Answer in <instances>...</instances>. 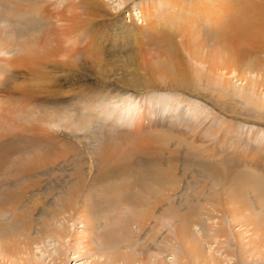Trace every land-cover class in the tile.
I'll return each mask as SVG.
<instances>
[{
    "label": "bare ground",
    "instance_id": "6f19581e",
    "mask_svg": "<svg viewBox=\"0 0 264 264\" xmlns=\"http://www.w3.org/2000/svg\"><path fill=\"white\" fill-rule=\"evenodd\" d=\"M126 1L122 0V4ZM156 1L148 2L152 11L149 19L143 10L144 3L137 5V12L130 5H118L117 12L111 13L101 0H0V264H42L33 257L32 248H37L46 236L70 237L66 223L74 219L83 223V235L75 233L73 240L79 241L84 253L94 254L90 264H167L163 253L169 249L174 251L176 264H223L214 250L224 252L225 264L236 258V264L264 262V166H254L257 176L242 170L232 173V166H197L220 181L222 187L208 197L205 205L200 203L207 213L194 209L197 214L190 218L192 209L182 212L172 206L170 198L180 189L179 171L183 175L193 173L194 166L179 170V166H159L162 161L153 158L148 161L157 166H124L120 162L130 154L125 151L127 148L124 150L126 145L137 147L135 137L142 130L158 134L161 131L162 135L175 132L201 144L211 142L217 136L218 119L206 123L213 111L184 91L192 92L189 88L197 86L203 73L239 71L237 76H241L239 73L251 74L261 65L259 59L251 57L257 55L255 49L251 55L242 50L256 36L264 43L258 38L262 25H257L256 17L260 14L250 6L252 0L228 12L233 21L216 29V47L208 52L199 33H195L191 43H185L183 38L197 28L202 30L205 23L216 21L219 14L209 12L202 19L191 18L181 4L173 7L168 1L158 8ZM65 14L68 17L63 21ZM139 17L140 23H136ZM176 38H180L184 51ZM262 44L255 48L262 49ZM194 64L199 68L193 69ZM255 75L260 80L249 79L250 86L243 94L246 102L260 99L263 107L264 94L259 96L257 90L258 85L264 88V75ZM216 82L220 83L217 79ZM93 121L118 129L116 136L125 145L121 148L125 153L123 157L119 155L121 158L111 156L109 162L111 154L106 148L111 146H105L106 160L103 166H97L98 173L91 182L102 190L111 186V192L104 189L107 201H119L122 205L123 195H129L130 210L126 206V210H117L113 205L112 215H107L111 211L104 212L102 224H95L89 203L93 188L87 189L89 180L78 175L76 183L60 196L59 203L49 207L51 217L43 219L39 239L31 237L34 224L29 221L43 208L44 200L38 199L30 206L25 201L41 190L42 182L31 179V174L43 166L28 165L25 156L48 153L52 149L49 143L60 139L54 128L80 131L88 129ZM238 131L239 137L228 136L234 152L239 149L236 147L250 146L252 152H257L264 146L263 129L236 126L233 134ZM26 132L30 134L27 143L23 140ZM112 150L111 147L110 153ZM205 150L218 155V141ZM169 158L170 162L174 160ZM104 166H113L116 173L121 170V175L132 171V176H137L140 171L146 177L103 187L104 176L111 173ZM207 183L206 179L200 191L206 189ZM248 191L253 193L257 210L250 203ZM165 202L167 207L156 217L155 212ZM153 218L150 233L137 243ZM202 219L207 221L205 225ZM63 253L60 264L64 263Z\"/></svg>",
    "mask_w": 264,
    "mask_h": 264
},
{
    "label": "rangeland",
    "instance_id": "374dc122",
    "mask_svg": "<svg viewBox=\"0 0 264 264\" xmlns=\"http://www.w3.org/2000/svg\"><path fill=\"white\" fill-rule=\"evenodd\" d=\"M109 10V12L114 13L117 12L118 5L120 7H125L127 5H130L131 8L134 9L135 12L138 11L137 5L139 3H144L145 6L143 7L144 13L147 16V18H151V4L148 5V2L150 0H127L126 4H122V0H101ZM171 2V4L174 6L181 4L180 7H186L187 9V16H191V18L196 16H199L200 19L206 17L209 12L211 13H217L220 16H217V20L210 22V24L205 23V26L202 30L197 28V31L194 30L191 34H187L186 39L183 38V41L187 43L188 41L191 43L193 41V37L196 38L195 33H199L198 35L201 40H205L207 50L206 52L210 51L209 48H215L216 45H214V33L218 27H226L228 26L232 21L233 18L231 15L228 16V12L231 9H234L236 6L240 5L241 3H245L246 0H157L156 5L160 6L162 4H166L167 2ZM173 2V3H172ZM177 2V3H176ZM180 2V3H179ZM219 2V3H217ZM160 4V5H159ZM250 6L255 7V12H259V17L257 15V25L262 27L257 31L260 33V38L264 42V0H252L250 1ZM195 7V8H194ZM208 8V9H206ZM163 9V8H161ZM200 11H199V10ZM206 9V10H205ZM217 9V10H216ZM119 10V9H118ZM195 10V11H194ZM214 10V11H213ZM180 12V11H179ZM195 13V14H194ZM150 15V16H149ZM193 15V16H192ZM65 16V17H64ZM62 18L64 21L68 16L65 14ZM149 16V17H148ZM261 17V18H260ZM198 18V19H199ZM135 19H138V16L135 17ZM140 17L139 20H136V23H140ZM148 19V21H149ZM220 19V20H219ZM261 19V20H260ZM224 20V21H223ZM254 22V18L252 19ZM146 21V23H148ZM224 22V23H223ZM59 23H62L59 21ZM145 21L142 22L144 24ZM219 24V25H218ZM223 25V26H221ZM253 30H255L253 28ZM176 40L179 42L180 38H176ZM178 47L183 50L182 43H179ZM240 43V42H236ZM252 44H248L247 47L243 50L246 51L248 54H252L250 52H255L253 49L257 51V55H253L251 57L259 59L261 62V65L258 66V69L260 72H257L256 70L252 72L251 74L246 73L243 74L242 72L239 73L241 76H237V72H230V74H225V71H220L216 75H213V73L210 72V74H202L200 77H202L199 82H197V86L194 88H189L192 92L184 91V93L189 94L190 96L194 97L195 99L202 102L204 105H206L207 108L211 109L213 111V114L209 116V118L206 120L207 122H210L215 118L217 122V129L215 130V134L217 136H214L211 142H204L203 144L198 143L194 141L192 138H182L178 136L175 132H168L166 134H158V131L154 132V130H142L138 135H136L135 140L137 142V147H133V145L129 149V147H126L122 142L118 140V136H116V133L119 132V130L116 128L109 129L106 125L103 127L101 126L100 122L96 121L91 124V126L88 129L80 130V131H74L72 130H65V129H53L57 133L56 137L60 139H55L52 142L49 143V145L52 147V149L45 154H39V152H35L34 154L26 155V163L31 166H43V168H40L36 173L31 174V179L33 180H40L42 183L41 190L35 192L30 198L27 197L25 201L26 206H30L33 203H35L38 199L44 200L41 203L43 204V208L38 211L37 214L32 216L29 223L34 224V231L32 232L31 237H36L39 239L41 231V224L43 222L44 218L51 217V209L49 207H54L58 199H60V196L65 195L66 191L69 190L68 187L72 186L73 183H76L78 179V175L82 177H87V184L89 183V186H87V189H90V186H92V192L94 196L91 198L92 200L89 202L92 209V214L95 219V224H100L103 222L104 214L106 212L111 211L110 209L112 206H116L117 210L121 207L122 210L129 211L130 210V204L132 203L128 198L129 195H123L122 197V205L119 204V201L113 202L112 200L107 201L108 198L105 196V190L110 191L111 186H106L107 183L109 184H115L120 181L125 182H131L133 181V177H138V180L145 179L146 173L140 174L142 172L138 171L137 176L131 174V172H126L123 175H121L120 172L116 173L112 170L113 166H104L105 168H108V170L111 171V173L104 176L103 179V187L106 186L103 190L98 186L97 184L93 185L91 181H93L96 173H98V167L97 166H103L104 161L106 160L105 156V146H111L113 152L110 153L111 147L106 148V152L110 155L109 162L112 160L111 156H116L117 158L123 157V154L125 151L127 153H130L131 156L129 158V155H124V158L120 159V162L123 163L125 166H157L156 163H149V159L153 158L155 160L159 159V166H179V170L183 166H194L195 169L192 170L193 173L186 172L185 175L182 174L181 171H179L178 177L182 178V182L180 184V189L176 191L174 194L171 195L170 201L173 207H179L182 212L187 211L190 207L192 209V214H197L196 210L198 209L201 212L207 213L202 207H200V203L205 205L206 201L208 200V197L211 195L213 196L215 192L219 191V187H222V183L218 181L217 179L210 178L207 173H204L199 167L197 166H211V165H217V166H232L231 171L232 173H237L242 171H246L250 174H253L254 176H257L259 173L257 172V169L254 166H264V146L259 147L260 150L256 149L257 152H252V149L250 146L248 148L241 146L236 147L237 152H234L233 149H231L230 144L228 143V138L232 135L233 137L237 136L239 137L241 134V131L237 132V134H233V132L236 128V126H248L254 130L263 129L264 131V106H260L261 104L258 99L257 101L249 99V102L245 101V96L243 93H246V88L250 86L249 79L250 80H260V77H255L257 73L264 75V43L259 42L256 36V40L251 41ZM262 44L263 48L258 50L255 48V45ZM181 44V45H180ZM180 45V46H179ZM239 46V44H236V46ZM186 48V47H185ZM146 49V48H145ZM144 49V50H145ZM146 52V55L148 52ZM205 54V52H204ZM208 54V53H207ZM244 65V63L242 62ZM195 68H199L197 65H192ZM190 68V63H189ZM242 71V68H240ZM192 70V69H191ZM190 70V71H191ZM239 70V69H238ZM212 74V75H211ZM212 76V77H211ZM208 78V79H207ZM215 78V79H214ZM216 79L220 83L216 84ZM247 79V81H246ZM222 80L224 81V84L222 83ZM225 88V89H224ZM257 93L259 96H262L264 94V88L263 86L258 85ZM215 116V117H214ZM63 128V127H59ZM261 128V129H260ZM233 130V131H232ZM231 131V132H230ZM61 132V133H60ZM230 132V133H229ZM18 134V131H17ZM143 135V137L139 136ZM147 135V136H145ZM30 134L26 132L24 134L23 140L27 143L28 138ZM116 136V137H114ZM229 136V137H228ZM113 137V138H112ZM147 137V138H146ZM215 141H218V155L214 154L212 155L210 151H206L205 149L210 146L211 143H214ZM141 142V143H140ZM104 144V146H103ZM110 144V145H107ZM140 145V146H139ZM256 143H254V146ZM125 146V148L123 147ZM121 148L125 151H121ZM141 148V150H139ZM116 149V150H115ZM129 152H128V151ZM134 150V151H133ZM233 150V152H231ZM247 150V151H243ZM119 152V153H118ZM251 152V153H250ZM115 155H112V154ZM136 153V154H135ZM245 153L248 154V156H245ZM39 154V155H38ZM258 154V155H256ZM119 155L121 157H119ZM128 155V156H127ZM256 155V156H255ZM37 156V157H36ZM255 156V158L253 157ZM35 157L38 158V161L35 162ZM127 157V161L125 158ZM172 157L174 160H171ZM175 157V158H174ZM250 158H256L259 159V161H256L254 163L253 160ZM126 159V161H125ZM142 160V161H141ZM145 160V161H144ZM140 161V162H139ZM112 162V161H111ZM157 162V161H156ZM19 162H17L15 165H17ZM119 163V164H121ZM153 163V164H152ZM158 163V162H157ZM258 163H262L261 165ZM13 165V166H15ZM234 166V167H233ZM45 167V168H44ZM234 170V171H233ZM41 171V172H40ZM38 173V174H37ZM80 173V174H79ZM139 173V174H138ZM143 176V177H142ZM154 176H156L154 174ZM130 177V178H129ZM89 178V179H88ZM206 179L208 180L206 189L203 188L202 191H200V187L205 183ZM127 180V181H126ZM28 182V180H25ZM217 183V186H215V183ZM106 184V185H105ZM116 184V185H117ZM220 184V185H219ZM115 185V186H116ZM67 188V189H66ZM102 193H101V191ZM89 191V190H88ZM161 191V190H160ZM108 192V195H109ZM198 192V196L195 195V193ZM101 193V195H99ZM61 194V195H60ZM98 194L96 197L95 195ZM104 194V195H103ZM158 194V192H156ZM250 194V195H249ZM253 193L251 191L247 192V196L250 200V203L253 205L254 209L257 210V206L255 204L254 196H252ZM29 198V199H28ZM32 203V204H31ZM59 203V201L57 202ZM110 203H114L112 205H109ZM166 203V204H165ZM162 206L159 207L158 211L155 212V216L159 217L161 216L162 210L167 207L168 203L165 202ZM197 204V205H196ZM126 206V209H125ZM105 212V213H104ZM160 214V215H159ZM190 214V218H193L196 216H192ZM107 215H112V211L107 213ZM203 217V216H202ZM216 220V219H215ZM59 220H57L58 222ZM203 224L207 223L204 219H202ZM56 222V223H57ZM62 220L60 219V223ZM54 223V224H56ZM155 219L153 218L148 226L146 227V230L141 234L140 241L137 240V243H140L148 233L151 231L152 225H154ZM65 224V222H64ZM66 224H69L66 226V229L68 230L70 237L68 236H61L60 238H54L53 236H46L43 240L40 241L38 244V247H33V257L37 260L42 262V264H60L59 258L62 257V252H64V263L63 264H90L92 259L95 258L94 254L93 256L91 253L87 252L84 253V249L82 245L77 241L73 240V237L75 233L82 232L83 223L79 221L78 219H74L73 221L69 220ZM102 224V223H101ZM62 225V224H61ZM56 226V225H55ZM65 226V225H64ZM173 226L170 225V227ZM200 226V223L199 225ZM234 227L236 229H241L237 224H234ZM134 226H132V229ZM97 229V228H96ZM198 229V228H195ZM202 230V228H201ZM100 230L97 231L99 233ZM166 231V230H165ZM161 237H158L153 247L159 243V241L162 239L163 234ZM72 233V234H71ZM147 233V234H146ZM96 234V231H94V236ZM146 234V235H145ZM83 235V234H81ZM73 236V237H72ZM63 237V238H62ZM67 237V239H66ZM72 237V238H71ZM28 239V236L27 238ZM74 241V242H73ZM94 244L97 243V240H93ZM152 245V244H151ZM234 245V244H233ZM212 247L214 246L211 245ZM74 247V248H72ZM75 249V250H74ZM152 250H155L154 248ZM172 250V251H171ZM165 250V253H163V256H165V260L167 264H176L174 259V251L173 249ZM216 253L215 257H219L222 259V263L225 264V259L227 258L226 255H224V252L222 250L215 251ZM92 256V257H91ZM239 261L238 258L231 261L229 264H236ZM178 264V263H177ZM241 264H248L245 262H241ZM260 264H264V262H261Z\"/></svg>",
    "mask_w": 264,
    "mask_h": 264
}]
</instances>
